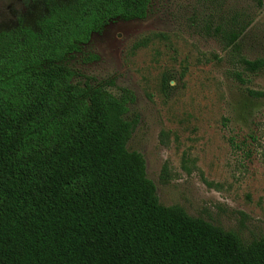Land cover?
I'll return each instance as SVG.
<instances>
[{
	"label": "trees",
	"instance_id": "16d2710c",
	"mask_svg": "<svg viewBox=\"0 0 264 264\" xmlns=\"http://www.w3.org/2000/svg\"><path fill=\"white\" fill-rule=\"evenodd\" d=\"M155 1L26 0L0 20V264H264V237L244 244L159 203L143 157L127 150L134 95L67 64L110 22L146 19ZM246 29H229L227 47ZM240 65L264 71V59Z\"/></svg>",
	"mask_w": 264,
	"mask_h": 264
},
{
	"label": "rangeland",
	"instance_id": "374dc122",
	"mask_svg": "<svg viewBox=\"0 0 264 264\" xmlns=\"http://www.w3.org/2000/svg\"><path fill=\"white\" fill-rule=\"evenodd\" d=\"M26 0H0V20ZM247 25L235 48L229 29ZM264 1L156 0L144 20L107 24L67 64L114 96L135 98L127 150L139 153L161 205L236 234L264 237Z\"/></svg>",
	"mask_w": 264,
	"mask_h": 264
}]
</instances>
